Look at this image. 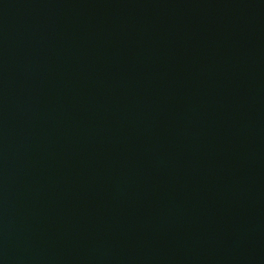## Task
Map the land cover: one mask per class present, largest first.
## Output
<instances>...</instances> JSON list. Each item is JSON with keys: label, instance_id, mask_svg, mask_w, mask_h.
<instances>
[{"label": "water", "instance_id": "1", "mask_svg": "<svg viewBox=\"0 0 264 264\" xmlns=\"http://www.w3.org/2000/svg\"><path fill=\"white\" fill-rule=\"evenodd\" d=\"M0 264H264V0H0Z\"/></svg>", "mask_w": 264, "mask_h": 264}]
</instances>
